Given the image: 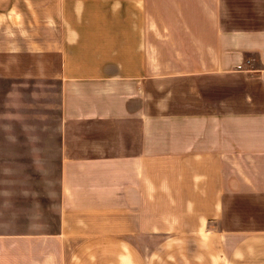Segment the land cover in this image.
Segmentation results:
<instances>
[{
	"label": "crops",
	"instance_id": "0c3cea01",
	"mask_svg": "<svg viewBox=\"0 0 264 264\" xmlns=\"http://www.w3.org/2000/svg\"><path fill=\"white\" fill-rule=\"evenodd\" d=\"M16 81L58 86V203L0 264H264V0H0Z\"/></svg>",
	"mask_w": 264,
	"mask_h": 264
},
{
	"label": "rangeland",
	"instance_id": "374dc122",
	"mask_svg": "<svg viewBox=\"0 0 264 264\" xmlns=\"http://www.w3.org/2000/svg\"><path fill=\"white\" fill-rule=\"evenodd\" d=\"M56 84L0 82V227L50 223L59 190Z\"/></svg>",
	"mask_w": 264,
	"mask_h": 264
}]
</instances>
